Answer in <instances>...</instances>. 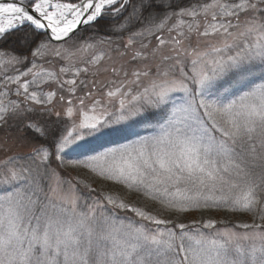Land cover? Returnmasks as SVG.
Wrapping results in <instances>:
<instances>
[{"label":"snow or ice","instance_id":"obj_1","mask_svg":"<svg viewBox=\"0 0 264 264\" xmlns=\"http://www.w3.org/2000/svg\"><path fill=\"white\" fill-rule=\"evenodd\" d=\"M0 264H264V0H0Z\"/></svg>","mask_w":264,"mask_h":264},{"label":"rangeland","instance_id":"obj_2","mask_svg":"<svg viewBox=\"0 0 264 264\" xmlns=\"http://www.w3.org/2000/svg\"><path fill=\"white\" fill-rule=\"evenodd\" d=\"M82 178H83V174H82ZM88 179H89V181L90 182H92V179L93 178H91V177H88ZM93 187H98V188H100V187H102L105 191L107 190H111V191H113V192H117V193H120L121 195H125L126 196V198L128 199V200H130V201H137V200H135L134 198H137L134 194L133 195H127L126 193H125V191L120 187V186H116V185H112V186H109V185H107V184H105L104 182H102V181H96L95 183H93ZM85 195L89 198V200L90 199H92V198H94L96 195H97V193H87V191H85ZM145 202L146 200H142V202ZM141 201H139V203H141L142 205H144L143 203H142ZM150 203V205L151 206H156L155 207V209L157 208V205H155V204H153L151 201H147V204H149ZM147 206V205H146ZM154 209V210H155ZM130 216H131V214H129ZM223 225H221V227H222Z\"/></svg>","mask_w":264,"mask_h":264},{"label":"trees","instance_id":"obj_3","mask_svg":"<svg viewBox=\"0 0 264 264\" xmlns=\"http://www.w3.org/2000/svg\"><path fill=\"white\" fill-rule=\"evenodd\" d=\"M135 200H137V198H134ZM142 202V200H140ZM135 202V201H133ZM144 205H147V207L151 208V209H155L156 206H151L150 203L147 204V201H143L142 202ZM141 204V203H140ZM142 205V204H141ZM193 216L199 217V213H194L192 214ZM206 216L209 214H205ZM213 216V218H216L218 220H223L228 224H232L235 222H239L240 220H245L246 217H241L238 214H232V213H225V212H219V213H212L211 214Z\"/></svg>","mask_w":264,"mask_h":264},{"label":"water","instance_id":"obj_4","mask_svg":"<svg viewBox=\"0 0 264 264\" xmlns=\"http://www.w3.org/2000/svg\"><path fill=\"white\" fill-rule=\"evenodd\" d=\"M81 27H83V25Z\"/></svg>","mask_w":264,"mask_h":264}]
</instances>
